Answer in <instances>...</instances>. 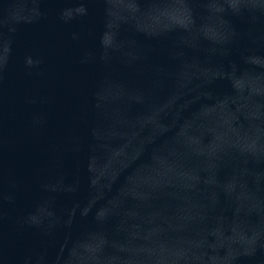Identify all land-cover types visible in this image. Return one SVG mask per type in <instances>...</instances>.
<instances>
[{
  "label": "water",
  "instance_id": "95a60500",
  "mask_svg": "<svg viewBox=\"0 0 264 264\" xmlns=\"http://www.w3.org/2000/svg\"><path fill=\"white\" fill-rule=\"evenodd\" d=\"M0 264H264V0H0Z\"/></svg>",
  "mask_w": 264,
  "mask_h": 264
}]
</instances>
